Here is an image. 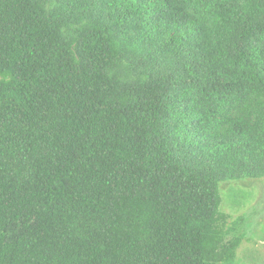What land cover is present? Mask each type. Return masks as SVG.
<instances>
[{
  "label": "trees",
  "instance_id": "16d2710c",
  "mask_svg": "<svg viewBox=\"0 0 264 264\" xmlns=\"http://www.w3.org/2000/svg\"><path fill=\"white\" fill-rule=\"evenodd\" d=\"M246 178L264 0H0V264H241Z\"/></svg>",
  "mask_w": 264,
  "mask_h": 264
},
{
  "label": "rangeland",
  "instance_id": "374dc122",
  "mask_svg": "<svg viewBox=\"0 0 264 264\" xmlns=\"http://www.w3.org/2000/svg\"><path fill=\"white\" fill-rule=\"evenodd\" d=\"M221 212L234 231L226 242L243 238L237 260L241 264H264V178L224 181L219 185Z\"/></svg>",
  "mask_w": 264,
  "mask_h": 264
}]
</instances>
